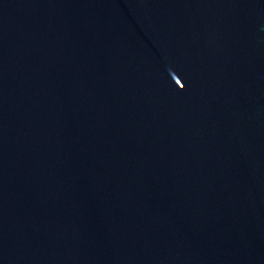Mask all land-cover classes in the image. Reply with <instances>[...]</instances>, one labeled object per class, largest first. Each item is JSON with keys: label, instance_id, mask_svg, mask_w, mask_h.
<instances>
[{"label": "water", "instance_id": "obj_1", "mask_svg": "<svg viewBox=\"0 0 264 264\" xmlns=\"http://www.w3.org/2000/svg\"><path fill=\"white\" fill-rule=\"evenodd\" d=\"M0 264H264V0H0Z\"/></svg>", "mask_w": 264, "mask_h": 264}]
</instances>
